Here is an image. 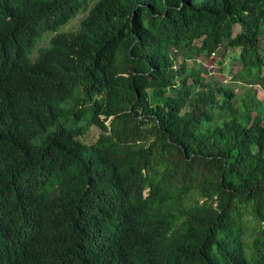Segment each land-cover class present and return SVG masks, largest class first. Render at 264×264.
Segmentation results:
<instances>
[{
    "label": "trees",
    "instance_id": "trees-1",
    "mask_svg": "<svg viewBox=\"0 0 264 264\" xmlns=\"http://www.w3.org/2000/svg\"><path fill=\"white\" fill-rule=\"evenodd\" d=\"M255 86L264 0H0V264H264Z\"/></svg>",
    "mask_w": 264,
    "mask_h": 264
},
{
    "label": "rangeland",
    "instance_id": "rangeland-1",
    "mask_svg": "<svg viewBox=\"0 0 264 264\" xmlns=\"http://www.w3.org/2000/svg\"><path fill=\"white\" fill-rule=\"evenodd\" d=\"M86 15V12H81L79 13L73 20H71L66 27H64L63 29L60 30L61 33H66V34H73L75 32H77V30L79 29V23L82 20V18ZM240 29L239 27L235 28V35H237L239 33ZM54 37V35L52 34H48L45 36L44 40H42L41 45L42 46H46L49 44L50 40ZM223 55V50H219L218 53L216 54V57H220L222 58ZM198 61V60H197ZM196 61V63H197ZM179 62V61H178ZM202 64L205 65L204 60L200 59V61ZM198 62V63H199ZM189 67L192 66V63L189 62ZM206 66V65H205ZM208 66V67H207ZM206 67L208 68V70H212V72H210L211 75L216 74L217 73V66H216V70L215 67H212V65H207ZM197 68H200V66H197ZM225 79V75L224 74H218L216 75V80L218 82H222ZM254 90H256V98L258 100L264 101V88H260L259 86H255L253 87ZM237 93L242 94L243 93V89L240 90V88H237ZM100 134V130L99 129H94L93 132L91 133V136L93 138H97Z\"/></svg>",
    "mask_w": 264,
    "mask_h": 264
}]
</instances>
